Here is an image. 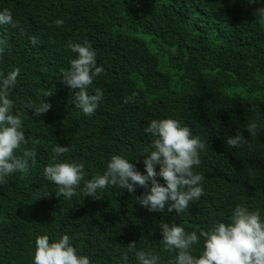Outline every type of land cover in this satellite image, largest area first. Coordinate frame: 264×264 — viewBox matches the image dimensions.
<instances>
[{"label":"trees","instance_id":"trees-1","mask_svg":"<svg viewBox=\"0 0 264 264\" xmlns=\"http://www.w3.org/2000/svg\"><path fill=\"white\" fill-rule=\"evenodd\" d=\"M264 0H0L20 28L0 26L8 47L0 56V73L19 68L9 98L28 140L35 163L0 184V264H33L35 239L70 237L78 255L91 264H139L128 249L158 255L173 264L176 253L165 250L161 225L187 232L230 222L237 205L258 210L264 219V24L255 10ZM62 19L57 27L55 20ZM40 44L33 46L30 37ZM89 42L102 74L88 89L103 92L95 114L75 106V91L62 81L74 53L69 42ZM135 92L134 102L125 99ZM51 94V95H49ZM42 102L51 108L35 116ZM179 120L208 146L199 154L195 173L204 176L203 195L176 213H152L135 193L109 185L100 200L84 197L86 181L103 175L113 155L144 173L143 148L152 137L144 129L154 119ZM261 128L251 140L246 125ZM240 131L249 145L227 146ZM69 147L57 157L56 146ZM50 162L84 165L77 195L56 196L58 187L43 174ZM159 171V166L156 168ZM157 180L163 184L162 178ZM203 238L193 246L199 256Z\"/></svg>","mask_w":264,"mask_h":264},{"label":"clouds","instance_id":"clouds-1","mask_svg":"<svg viewBox=\"0 0 264 264\" xmlns=\"http://www.w3.org/2000/svg\"><path fill=\"white\" fill-rule=\"evenodd\" d=\"M257 21L264 24V7L255 10ZM57 27L63 25L62 19L54 21ZM8 25L19 29V22L14 21L8 9L0 11V26ZM33 46L40 44L37 37H30ZM8 43L0 38V56L7 50ZM75 58L70 60V67L61 70L63 83L75 91V106L82 110L85 116L95 114L103 99L100 88L89 94L88 89L94 79L102 74L104 69L96 64V52L91 44L69 42L66 45ZM20 69L15 68L8 73H0V184L6 183V178L16 172L26 171L35 163L36 151L25 149L17 154L22 145H26L23 123L19 114H13L15 107L9 98V90L17 84ZM51 95V94H49ZM136 93L125 99V103L134 102ZM35 116L46 114L51 105L42 102L33 107ZM261 125L256 121L246 125L251 140H255ZM152 137L150 145L143 148L144 173L137 170L135 164L128 159L113 155L107 163L103 175L86 181L83 188L84 197L100 200L98 194L109 185L135 193L137 186L144 192L135 196L136 202L152 213H163L175 210L183 212L189 208L192 201L198 200L204 193L201 182L204 176L193 171L194 166L200 164V152L208 144L198 136H193L187 126H182L176 119H154L144 129ZM226 144L232 148L249 145V138H245L238 130L229 136ZM69 147L56 146L54 156H64ZM159 166V171L156 170ZM44 177L57 185L56 196L63 195L71 199L77 195L84 178V165L77 162H50L43 170ZM157 177L163 179L161 184ZM162 243L165 250L174 251L176 258L173 264H264V219L258 210H249L248 207L237 205L233 210L230 222H215L209 229L187 232L183 227L168 223L161 225ZM203 238V250L199 256L192 254L194 245ZM128 249L134 253L139 264H160L158 255L136 249V243L130 242ZM128 255L121 256L124 264L128 262ZM33 264H91L86 255H78L70 242L68 235H63L57 241H51L49 236L40 235L35 239Z\"/></svg>","mask_w":264,"mask_h":264}]
</instances>
